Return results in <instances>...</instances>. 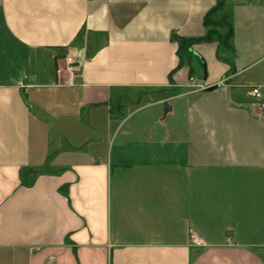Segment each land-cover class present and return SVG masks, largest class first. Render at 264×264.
Segmentation results:
<instances>
[{"label":"crops","instance_id":"1","mask_svg":"<svg viewBox=\"0 0 264 264\" xmlns=\"http://www.w3.org/2000/svg\"><path fill=\"white\" fill-rule=\"evenodd\" d=\"M217 5L0 0V264H264V3L178 69Z\"/></svg>","mask_w":264,"mask_h":264},{"label":"trees","instance_id":"2","mask_svg":"<svg viewBox=\"0 0 264 264\" xmlns=\"http://www.w3.org/2000/svg\"><path fill=\"white\" fill-rule=\"evenodd\" d=\"M225 3H226V0H218V5L207 14L205 21H204V25L208 27L209 30L205 36L198 38V39H180L179 40L180 42L179 53H180V58L182 57L181 58L182 60L180 61L178 69L182 68L185 64L190 65V60L185 62V59H183V56H181V54L183 52L189 51L192 45L200 44V43H209L213 41L215 37H218L225 44H228V42L233 38L234 36L233 27L229 23H227L225 18L222 20V22H214L212 20L213 16L224 8ZM225 25L227 26L228 29L225 34H221L219 29L221 28L223 29ZM193 73H194L193 70L190 68L189 70L190 77L193 76Z\"/></svg>","mask_w":264,"mask_h":264},{"label":"built area","instance_id":"3","mask_svg":"<svg viewBox=\"0 0 264 264\" xmlns=\"http://www.w3.org/2000/svg\"><path fill=\"white\" fill-rule=\"evenodd\" d=\"M75 70L71 72V77L68 79V86L73 87L75 85ZM193 81V79H191ZM253 99L257 104L260 116L264 119V86H255L251 89ZM194 244L198 247L203 245L202 240L198 239L194 241Z\"/></svg>","mask_w":264,"mask_h":264},{"label":"rangeland","instance_id":"4","mask_svg":"<svg viewBox=\"0 0 264 264\" xmlns=\"http://www.w3.org/2000/svg\"><path fill=\"white\" fill-rule=\"evenodd\" d=\"M234 1H238V0H234ZM255 3H256V6H257V7L260 6V7L262 8V7H263V3H264V1H263V0H255ZM66 62H67V61H66ZM69 63H70V67H72V64H73V63H71V62H69ZM73 65H74V64H73ZM67 66H68V65H67Z\"/></svg>","mask_w":264,"mask_h":264}]
</instances>
